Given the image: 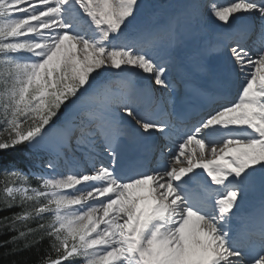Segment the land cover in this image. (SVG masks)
<instances>
[{
  "label": "snow or ice",
  "instance_id": "6c2138e0",
  "mask_svg": "<svg viewBox=\"0 0 264 264\" xmlns=\"http://www.w3.org/2000/svg\"><path fill=\"white\" fill-rule=\"evenodd\" d=\"M0 213V264H264V0H0Z\"/></svg>",
  "mask_w": 264,
  "mask_h": 264
},
{
  "label": "trees",
  "instance_id": "16d2710c",
  "mask_svg": "<svg viewBox=\"0 0 264 264\" xmlns=\"http://www.w3.org/2000/svg\"><path fill=\"white\" fill-rule=\"evenodd\" d=\"M22 152H23V148L18 150L16 153L11 154V155L14 156L16 159L21 160ZM0 215H3V214L0 213Z\"/></svg>",
  "mask_w": 264,
  "mask_h": 264
},
{
  "label": "bare ground",
  "instance_id": "6f19581e",
  "mask_svg": "<svg viewBox=\"0 0 264 264\" xmlns=\"http://www.w3.org/2000/svg\"><path fill=\"white\" fill-rule=\"evenodd\" d=\"M225 3H227V0H226V2Z\"/></svg>",
  "mask_w": 264,
  "mask_h": 264
}]
</instances>
